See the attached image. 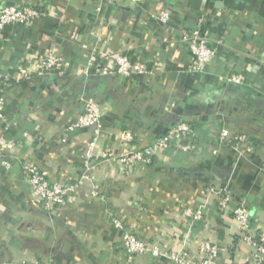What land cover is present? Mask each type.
Returning <instances> with one entry per match:
<instances>
[{
    "label": "crops",
    "instance_id": "crops-1",
    "mask_svg": "<svg viewBox=\"0 0 264 264\" xmlns=\"http://www.w3.org/2000/svg\"><path fill=\"white\" fill-rule=\"evenodd\" d=\"M23 3L54 12L31 26L0 31V75L9 81L0 135L20 141L6 153L12 171L0 168V264L35 259L126 264L122 231L112 224L113 216L144 239L186 251L193 259L201 256V242L210 239L219 247L218 264H244L252 244L206 189L216 186L235 202L243 199L252 216L251 234L264 229V0H0V8ZM161 11L170 13L167 24L158 18ZM203 15L201 32L212 43H223L211 65L192 72L184 38ZM95 48L151 65L159 61L164 68L153 76L80 73ZM51 49L66 62L65 71L36 73ZM23 69L29 77L20 78ZM229 73L246 74L249 84L229 83ZM84 97L106 108L96 158L111 143L125 150L120 143L125 130L134 133L133 146H144L180 121L200 125L192 135L196 149H170L129 175L97 160L91 171L95 183L86 181L64 205L45 210L32 197L22 166L46 169L53 180L82 175L93 133L65 127L83 111ZM222 128L247 134L254 152L238 159L234 148L218 143ZM93 186L97 196L91 194ZM199 206L204 218L192 221L186 211ZM131 264L174 263L137 256Z\"/></svg>",
    "mask_w": 264,
    "mask_h": 264
},
{
    "label": "built area",
    "instance_id": "built-area-1",
    "mask_svg": "<svg viewBox=\"0 0 264 264\" xmlns=\"http://www.w3.org/2000/svg\"><path fill=\"white\" fill-rule=\"evenodd\" d=\"M126 1L137 3L140 0ZM53 12L49 7H39L31 3L2 6L0 8V31L9 25L31 26L37 19L51 16ZM158 18L161 22L167 24L170 20V13L161 11ZM206 21V16H200L198 27L184 38L188 45L187 51L190 57L187 69L192 72H203L211 65L216 60L219 45L223 43L222 40H219L214 44L209 36L201 32L200 25L205 24ZM66 66V62L58 52L51 49L40 59L36 73L43 74L54 70L63 72ZM163 68L164 66L159 61L151 65L141 61H133L129 56L120 52L102 53L95 48L80 73L85 75L94 72L101 75L120 74L126 77L133 75L153 76L163 71ZM19 75L20 78H27L30 73L23 69ZM227 80L229 83L237 85L249 84L247 75L244 73H229ZM8 82V78H3L0 75V123H3L6 119L4 90ZM83 101L84 107L79 117L65 127L66 132L85 128L90 129L93 133V138L84 153L82 175L74 181L53 180L50 172L46 169L31 163H24L22 166L32 197L45 210L52 211L55 206L64 205L70 196L77 193L84 186L86 181L95 183L91 171L97 160L106 161L112 165L115 164L123 174L129 175L140 168L152 165L158 155L170 149L178 153H191L196 149V145L192 142V135L195 133L194 126L189 122L180 121L171 125L162 137L144 146H133L134 133L131 130H125L120 137V143L126 147L125 150L120 151L111 143L96 158L95 150L102 132L101 119L106 108L95 98L84 97ZM176 104V101H173L171 106L175 107ZM9 129L10 127L6 124L4 130L8 131ZM23 134L27 137L29 132ZM62 142L67 143L68 136H64ZM218 143L234 148L238 159L250 156L255 150L251 138L247 134L235 132L229 128L220 130ZM19 144L20 141L17 139L0 135V168L12 171L13 165L6 153L15 151ZM206 193L217 195L219 209L224 213L232 214L241 233L244 235V239L252 244L253 250L245 259L244 264H264V229L257 231L255 235L251 234L252 216L246 202L243 199L235 202L228 190L216 186L207 187ZM91 194L93 196L98 195L97 187L93 186ZM101 198L104 197L101 196ZM186 214L192 221H201L204 218L205 211L202 206H199L195 209H188ZM111 221L116 228L122 231L121 244L125 251L126 261L130 263L137 256H144L151 259L164 258L174 264H218L219 247L210 239L201 242V256L199 259H193L186 251L164 248L162 245L144 239L117 216H113ZM31 264L49 263L35 259Z\"/></svg>",
    "mask_w": 264,
    "mask_h": 264
},
{
    "label": "trees",
    "instance_id": "trees-1",
    "mask_svg": "<svg viewBox=\"0 0 264 264\" xmlns=\"http://www.w3.org/2000/svg\"><path fill=\"white\" fill-rule=\"evenodd\" d=\"M190 124H192L194 127H200V125H198L196 122H189Z\"/></svg>",
    "mask_w": 264,
    "mask_h": 264
},
{
    "label": "rangeland",
    "instance_id": "rangeland-1",
    "mask_svg": "<svg viewBox=\"0 0 264 264\" xmlns=\"http://www.w3.org/2000/svg\"><path fill=\"white\" fill-rule=\"evenodd\" d=\"M126 264H131L130 262L126 261Z\"/></svg>",
    "mask_w": 264,
    "mask_h": 264
}]
</instances>
